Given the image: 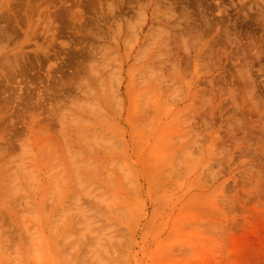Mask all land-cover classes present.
Returning <instances> with one entry per match:
<instances>
[{
  "label": "rangeland",
  "instance_id": "374dc122",
  "mask_svg": "<svg viewBox=\"0 0 264 264\" xmlns=\"http://www.w3.org/2000/svg\"><path fill=\"white\" fill-rule=\"evenodd\" d=\"M0 181V264H264V0H0Z\"/></svg>",
  "mask_w": 264,
  "mask_h": 264
},
{
  "label": "bare ground",
  "instance_id": "6f19581e",
  "mask_svg": "<svg viewBox=\"0 0 264 264\" xmlns=\"http://www.w3.org/2000/svg\"><path fill=\"white\" fill-rule=\"evenodd\" d=\"M198 31H200V30H198ZM161 33H163V32H161ZM211 33H212V32H211ZM165 34H166V33H164V35H165ZM157 35H158V34H157ZM160 36H162V35H160ZM156 37H157V36H156ZM159 39H160V37H158L157 40H159ZM148 72H149V71H146L145 73L147 74ZM151 73H152V72H151ZM142 74H144V73H142ZM149 75H150V74L148 73V76H149ZM144 76H145V74H144ZM146 76H147V75H146ZM146 76L143 77V78H146V79H152V78H153L152 76H151L150 78H149V77H146ZM146 79H144V80H146ZM142 82H143V81H142ZM148 82H149V81H148ZM148 82L145 81V84L148 83ZM172 84H173V83H172ZM174 85H175V84H174ZM174 85H173V86H174ZM158 88H161V87H157V89L155 88L156 90H155V89H154V90H155V91H158ZM171 88H172V87H171ZM175 88H176V90H175V89H171V90H170V89L167 88L166 91H169L171 96H175L176 93L178 92L177 90H179L178 87L175 86ZM160 90H161V89H160ZM163 91H164V90H163ZM157 93H160V91L157 92ZM180 93H181V92H180ZM160 94H161V93H160ZM147 96H148V95H147ZM179 96H180V94H179ZM157 98H158V97H157ZM176 98H177V97H176ZM168 100H169V99H168ZM166 104H167V103H166ZM143 106L145 107L146 104H143ZM147 108H148V107H147ZM152 108H153V107H152ZM152 108H151V109H152ZM145 111H146V110H145ZM151 111H152V110H151ZM160 111H161V110H160ZM102 112H103V110H102ZM138 112H139V111H138ZM140 112H141V111H140ZM148 112H149V111H148ZM154 112H155V111H154ZM119 113H120V112H119ZM135 113H136V112H135ZM151 113H152V112H151ZM158 113H159V111H158ZM137 114H139V113H137ZM140 114H141V113H140ZM140 114H139V115H140ZM159 115H160V113H159ZM178 115H180V114H178ZM119 116H120V115H119ZM132 116H133V115H132ZM132 116H131V118H132ZM140 116H141V117H144V116H142V115H140ZM140 116H139V118H141ZM149 116H150V114H149ZM151 116H152V115H151ZM134 117H135V121H136V119L138 118V115H137V116H133V118H134ZM136 117H137V118H136ZM166 117H167V116H166ZM133 118H132V120H133ZM139 118H138V120H139ZM159 119H160V118H159ZM151 120H153V119H151ZM151 120H150V121H151ZM131 122H132V121H131ZM136 122H138V121H136ZM148 122H149V121H148ZM148 122H147V123H148ZM151 122H152V121H151ZM176 126H177V125H176ZM156 131H157V130H156ZM184 135H185V134H184ZM157 136H158V135H157ZM180 141H182V140H180ZM177 142H179V141H177ZM179 144H180V143H179ZM179 144H178V145H179ZM181 144H182V143H181ZM163 145H164V144H163ZM173 146H174V145H173ZM173 146H172V148H173ZM174 147H175V146H174ZM88 150H89V149H88ZM169 150H170V149H169ZM184 150H185V149H184ZM188 150H189V149H188ZM163 151H164V150H163ZM181 151H182V150H180V152H179V150H178V152H177V151H175V152H176V153H182ZM189 151H190V150H189ZM171 152H172V151H171ZM80 153H81V152H80ZM78 154H79V153H78ZM184 154H185V153H184ZM182 155H183V153H182ZM186 155H187V154H186ZM190 156H191V154H190ZM173 157L175 158V156H173ZM70 159H71V158H70ZM172 159H173V158H172ZM172 159H169V161L172 160ZM173 160L175 161V159H173ZM71 161H72V160H71ZM180 162H182V160H181ZM86 163H87V162H86ZM88 163H89V162H88ZM164 163L166 164V161H165ZM174 163H175V162H174ZM174 163H173V164H174ZM70 164H72V163H70ZM173 164H172V165H173ZM176 164H177V163H176ZM176 164H174V165H176ZM178 164H179V163H178ZM180 164H181V163H180ZM180 164H179V166H180ZM160 165H161V164H160ZM174 165H173V166H174ZM72 167H73V166H72ZM73 168H75V167H73ZM77 168H78V167H77ZM90 168H91V167H90ZM176 168L178 169V165H177ZM181 168H182V167H181ZM181 168H180V169H181ZM92 169H93V168H92ZM77 170H78V169H77ZM168 170H169V168H168ZM74 171H75V170H74ZM169 171H172V170H169ZM169 171H167V170L165 171V174H164V175H165L166 177H171V178H173V176H177V175H178V174L176 175V174H175L176 172H174L175 175L172 176V175H170ZM178 171H179V170H178ZM178 171H177V172H178ZM76 172H77V171H76ZM81 172H82V171H81ZM74 173H75V172H74ZM78 173H79V172H78ZM89 173H90V172H89ZM167 173H168V174H167ZM179 173H181V172H179ZM90 174H91V173H90ZM94 174H95V173H94ZM31 175H32V174H31ZM64 175H65V174H64ZM66 175H68V174H66ZM72 175H73V173H72ZM76 175H77V173H76ZM169 175H170V176H169ZM209 175H210V174H209ZM74 176H75V175H74ZM86 176H87V175H86ZM86 176H82V175H81V176H79V179L81 180V177H86ZM32 177H33V176L29 177V178H30V179H29L30 181L33 180ZM75 177H76V176H75ZM159 177H160V176H159ZM161 177H163V178H161V180L164 179V176H161ZM166 177H165V179H166V180H169V178H166ZM59 178H60V177H59ZM77 178H78V177H77ZM175 178H176V177H174V179H175ZM83 179H85V178H83ZM174 179H173V180H174ZM3 180H4V179H3ZM10 180L12 181L11 178H10ZM10 180H8V183H9V184H10V182H9ZM76 180H77V179H76ZM161 180H160V181H161ZM166 180H162L161 183H160L159 185L162 186V184H163L162 182H163V181H166ZM170 180H172V179H170ZM56 181H57V180H56ZM56 181H55V183H56ZM63 181H64V180H63ZM67 181H68V179H67ZM82 181H85V180H82ZM82 181H80L81 184H82ZM87 181H90V178L87 179L86 182H87ZM106 181H107V180H106ZM106 181H105V182H106ZM0 182H1V181H0ZM5 182H7V181H5ZM12 182H13V181H12ZM32 182H33V181H32ZM65 182H66V181H65ZM166 182H168V181H166ZM76 183H77V182H76ZM107 183H108V181H107ZM171 183H172V182H171ZM11 184H12V183H11ZM14 184H16V183L14 182ZM3 185H4V184H3ZM12 185H13V184H12ZM16 185H17V184H16ZM84 185H85V183H84ZM13 186H14V185H13ZM56 186H57V185H56ZM76 186H77V185H76ZM81 186H82V185H81ZM89 186H90V185H89ZM89 186H88V187H89ZM161 186H160V187H161ZM88 187H87L86 189H84V190H85V191H87V190L90 191V188H88ZM14 188H17V187L15 186ZM77 188H78V187H77ZM91 188H92V187H91ZM1 189H3L2 186H1ZM6 189H8V188H6ZM12 189H13V188H12ZM12 189L10 188V190H12ZM75 189H76V188H75ZM158 189H159V188H158ZM81 190H82V188H81ZM14 191H16V189H14ZM85 191H84V193H86ZM89 191H87V194L85 195V197H86L88 194L90 195ZM12 192H13V191H12ZM58 192H59V191H58ZM82 192H83V191H82ZM84 193H83V194H84ZM2 194H3V193H2ZM77 194H78V193H77ZM92 194H93V193H92ZM72 197H73V196H72ZM85 197H84V198H85ZM89 197H91V196H89ZM72 199H73V198H72ZM77 199H78V200H77ZM82 199H83V198H82ZM89 199H90V198H89ZM73 200L75 201V199H73ZM73 200H72V201H73ZM76 200L78 201L76 207H74L73 205H72V206H73V208H75V210L77 209V211H78V210H79V211H82V212H80V213L83 215V214H84L83 211H85V210L82 209L83 207L81 208L82 210L78 207V204L81 203L82 201H80L81 199L79 200V196L76 198ZM69 202L72 203L71 200H70ZM94 202H95V200H94ZM73 203H74V205L76 204V202H73ZM73 203H72V204H73ZM81 204H82V203H81ZM84 204H85V203H84ZM82 206H84V205H82ZM77 207H78L79 209H78ZM86 210H87V209H86ZM71 211H72V210H71ZM88 211H89V210H88ZM77 213H78V212H77ZM69 215H70V214H69ZM73 215H74V214H73ZM75 215H76V214H75ZM84 215H86V213H85ZM88 215L90 216L91 214H88ZM77 216H78V215H77ZM78 217H80V216H78ZM81 217H82V216H81ZM61 218H62V217H61ZM83 219H84V218H83ZM91 219H92V218H91ZM64 220H65V219H64ZM64 220H63V221H64ZM63 221H62V222H63ZM85 221H88V220L86 219ZM62 222H61V223H62ZM69 222H70V221H69ZM89 222H90V221H89ZM70 226H71V225H70ZM70 226H69V228H70ZM68 236H69V235H68ZM68 236H67V237H68ZM65 238H66V237H65ZM74 247H75V246H74ZM71 248H72V247H71ZM76 249H77V248H76ZM80 251H81V250H78V252H80ZM75 253H76V252H75ZM6 261H8V260H6Z\"/></svg>",
  "mask_w": 264,
  "mask_h": 264
}]
</instances>
